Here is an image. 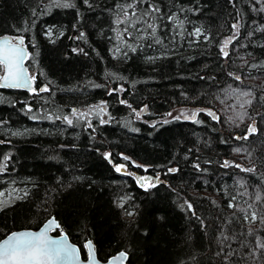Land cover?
<instances>
[{
	"label": "trees",
	"instance_id": "obj_1",
	"mask_svg": "<svg viewBox=\"0 0 264 264\" xmlns=\"http://www.w3.org/2000/svg\"><path fill=\"white\" fill-rule=\"evenodd\" d=\"M68 2L0 0V36L24 38L36 89H50L0 87V191H21L0 208V238L54 215L83 258L90 239L101 260L264 264V0Z\"/></svg>",
	"mask_w": 264,
	"mask_h": 264
},
{
	"label": "snow or ice",
	"instance_id": "obj_2",
	"mask_svg": "<svg viewBox=\"0 0 264 264\" xmlns=\"http://www.w3.org/2000/svg\"><path fill=\"white\" fill-rule=\"evenodd\" d=\"M56 6L58 7H70L71 4L68 2V0H55ZM85 3H88V0H84ZM127 7L131 8L132 5L129 4ZM151 7L152 12H159V8ZM150 14V13H149ZM135 12L132 13V16H135ZM129 15L125 11L124 12V18L123 19H117L116 23L121 24L125 21H129ZM168 19H175L173 16H169ZM239 21H237L236 24L232 25L233 29L237 30V34L239 31ZM149 29H151L150 35L155 38L156 34V26L153 24H148L147 26ZM125 33H128V29H124ZM48 36L52 35V30L49 29L46 33ZM131 35V33H129ZM195 35L200 36L201 30L199 28L195 29ZM83 38V33H81V36L78 37V39ZM206 38V37H205ZM16 43H13L12 40H4L2 43H0V66H3L5 72L4 75L0 76V80L3 81V84H0V87H9V88H27L30 92H33L34 94L38 92H45L50 91V89L45 86L40 89H35L32 87V80L35 79V77H28L25 74V70L22 65V61L28 57V53L25 51L24 48V38L18 37L15 38ZM236 39V35H233L232 37L226 39L224 41V45L221 48V52L225 57L229 56L228 52V45L232 42V40ZM159 43V41H156ZM151 45H149L150 47ZM130 47V46H129ZM73 51H76V49H73ZM117 51H119V48H117ZM132 51H136L135 48H132ZM126 55V53H125ZM151 59V57H149ZM237 80L240 79L239 76L235 77ZM124 91L123 87L112 89L109 94L117 93ZM243 95H248V93H243ZM120 103L126 104L127 102L124 100H121ZM245 103H251L250 101H246ZM243 107V105H241ZM106 105L102 102L101 105L95 106L94 109H91L90 111H96L97 114L100 112L105 111ZM31 109H29L30 111ZM135 112L136 110L133 109ZM141 111H144V109H141ZM139 112H136V115L139 116ZM72 115L77 117V119H85L87 120L88 113L80 112L77 109H72ZM171 115V113H169ZM184 119H191L194 122L196 121L197 112H192L190 114H182ZM209 116H212L214 120H218L219 117H217L215 114H213L211 111L208 112ZM59 119V117H57ZM180 116L174 117V119H180ZM63 119L66 121L68 125H72L74 121L70 119L68 116L63 117ZM229 120H232V117H228ZM240 119H243V116H240ZM100 123H106L105 120H101ZM155 126V125H153ZM89 127H91V124L89 123ZM257 131L256 127L254 125H249L247 127V132L249 135L254 134ZM248 136L244 137H238V139H247ZM235 151L239 152L240 149H235ZM105 158L110 159L111 154L105 153ZM9 159L8 156L3 157V162H0V173H2L5 168L7 167V160ZM127 159V158H125ZM234 166L239 168L240 165H230L229 161H224L222 167H229ZM195 167L197 169L200 168L199 164H196ZM123 168V165L117 166L116 171L120 172ZM254 169H244V171L251 172ZM169 172H176L177 169L170 168L168 169ZM141 187H144L146 190L148 188H154L156 187V182L152 181V178L150 177H139L137 181ZM158 182V178H157ZM4 193L0 192V196H3ZM235 199V197H233ZM256 199H261L260 195L256 196ZM189 208H191V205H188ZM229 207H234V205L229 204ZM131 215V213H128ZM245 219H248V217H245ZM251 219L256 220L257 216L255 213L251 214ZM264 222V220H262ZM53 225H55L56 228H59V224H56L54 220H50L48 224L45 226L46 228H51ZM85 247L89 250V257L87 264H98V262L95 259L94 250L91 244V241H89ZM261 248H264V243L260 244ZM76 257V249L73 247H69L63 239L60 240H54L47 236V233L45 231H40L37 233L25 231V232H13L11 235L7 237V239H4L3 241H0V264H59V262H62L69 258H75ZM127 259V254L125 252H121L118 257L113 258L112 261H108V264H115L116 260H125Z\"/></svg>",
	"mask_w": 264,
	"mask_h": 264
},
{
	"label": "water",
	"instance_id": "obj_3",
	"mask_svg": "<svg viewBox=\"0 0 264 264\" xmlns=\"http://www.w3.org/2000/svg\"><path fill=\"white\" fill-rule=\"evenodd\" d=\"M18 37H22V36H16V37H13V36L10 35V34L1 35V36H0V43H2L4 40H12L13 43H16V39H15V38H18ZM24 48H25V51L28 53V49H27V47H26L25 42H24ZM26 61H27V58L24 59V60L22 61V65H23V68H24V70H25V74H26L28 77H31V75H30V73H29V70H28V68H27V65H26ZM2 68H3V66H2ZM4 72H5V70H4V68H3L2 73H0V76L4 75ZM0 84H3V81H2V80H0ZM31 84H32V87L36 89L35 81H34V80H32ZM42 87H43V85H41V86L39 87V89L42 88ZM1 88L17 89V90L29 91L27 88H9V87H1ZM147 177H150V178H151L150 175H147L146 178H147ZM157 178H158V176H155V177H154L155 180H157ZM138 184H139V183H138ZM139 185H140V184H139ZM50 220H54V221L56 222V224H59V221L55 218V216H54V215H51V216H49L47 219H45V220H44V221H43V222H42L37 228H19V229L11 230V231H9L7 234H5L3 237H1V238H0V241H3L4 239H7V237H8L9 235H11L13 232H25V231H29V232L37 233V232H40V231L43 230V231H45V232L47 233V236H48L49 238L54 239V240H60V239H63L64 242H65L69 247H73V248L76 249V257H75V258H69V259H66V260H64V261H62V262H59V264H87V262H88V257H89V250L86 248V257L83 258L82 255H81V252H80L79 246H78L76 243H74V242L69 238L68 234H67L63 229H61L60 226H59V228H56L55 225H53L51 228H46V227H45V226L48 224V222H49ZM89 241H91V240H90V239H87V240L85 241V245H86ZM91 244H92V247H93V250H94L95 259H96V261L98 262V264H108V261H112L113 258L118 257L119 254H120L121 252H125V253L127 254L126 251H124V250H119V251L115 252L114 254L109 255L106 259L101 260V259L98 257V255H97V252H96V250H95V248H94V245H93L92 241H91ZM127 258H128V254H127ZM115 264H130V263L128 262L127 259H125V260H122V261H121V260H116V261H115Z\"/></svg>",
	"mask_w": 264,
	"mask_h": 264
},
{
	"label": "rangeland",
	"instance_id": "obj_4",
	"mask_svg": "<svg viewBox=\"0 0 264 264\" xmlns=\"http://www.w3.org/2000/svg\"><path fill=\"white\" fill-rule=\"evenodd\" d=\"M1 70L2 69H0V72ZM174 115H176V112L174 113ZM120 172L128 173L129 171L125 167H123ZM0 192L4 193L3 196H0V208H1L13 202L15 199L19 198L21 191H19L18 189H8V190L0 191Z\"/></svg>",
	"mask_w": 264,
	"mask_h": 264
}]
</instances>
